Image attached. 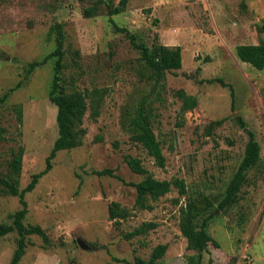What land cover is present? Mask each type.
I'll list each match as a JSON object with an SVG mask.
<instances>
[{
  "label": "rangeland",
  "instance_id": "rangeland-1",
  "mask_svg": "<svg viewBox=\"0 0 264 264\" xmlns=\"http://www.w3.org/2000/svg\"><path fill=\"white\" fill-rule=\"evenodd\" d=\"M120 0H109L111 7ZM79 0H0V175L7 172L12 149L23 147L19 188L45 167L58 135L56 106L49 100L53 61L29 70L62 40V77L67 88L106 90L100 113L83 118L82 145L58 151L52 168L25 194L26 224L39 225L49 243L27 236L19 264H128L136 256L148 260L153 248L167 244L156 264H264V68L238 59V44L258 43L263 35L264 0H128L109 15L107 5L86 18ZM126 27L148 46L154 35L168 46L179 45L182 67L165 73L155 89L138 77L139 51L114 25ZM231 84L230 89L218 81ZM197 98L181 112L177 90ZM144 96L152 100L153 130L165 156L163 168L129 139L123 108ZM21 119H18V108ZM222 124L208 133V125ZM241 122L245 125L242 126ZM248 131L260 145V160L247 173L236 202L218 207L226 186L243 158ZM125 155L139 157L157 179L181 178L187 194L176 187L152 209H136L135 188L143 176L133 173ZM112 169L121 179L96 175ZM194 198L200 218L210 216L213 242L198 255L187 248L179 228L180 207ZM176 199H179L176 202ZM117 201L131 210L118 227L108 217ZM20 208L18 197L0 190V223ZM142 222L156 227L144 235L124 234ZM17 233L0 240V264H8ZM83 239L90 250L77 243Z\"/></svg>",
  "mask_w": 264,
  "mask_h": 264
},
{
  "label": "trees",
  "instance_id": "trees-1",
  "mask_svg": "<svg viewBox=\"0 0 264 264\" xmlns=\"http://www.w3.org/2000/svg\"><path fill=\"white\" fill-rule=\"evenodd\" d=\"M90 2V5L83 7L82 15L86 18L94 17L98 14L101 5H107L108 14L113 15L122 11L128 0H120L118 6L111 7L109 0H79ZM114 25L117 32L123 33L130 41L133 48L139 51L138 57V77L150 83L152 88L162 84V80L166 72L175 71L182 67V54L179 45L168 46L158 41V36L154 35L151 46L143 42H137L136 36L126 27ZM257 31L263 35L258 43L238 44L235 47L236 56L242 62L248 63L256 69L264 68V22L257 26ZM62 40L57 41V45L53 51L45 55L41 60H35L30 63L29 70L44 64L52 59L53 72L49 86L48 98L56 106V124L58 135L53 142L52 148L45 160V167L39 172L32 175L30 181L23 188H19V177L22 167L23 147L12 149V157L7 165V172L0 175V190L6 195L18 197L20 208L9 213L10 222L0 223V240L3 236L16 232V248L14 249L8 264H19L22 256L25 254L27 246V236L38 235L45 243H49L46 231L39 225L26 224L24 219L28 212L25 194L32 191L39 179L52 168V160L58 151L70 150L82 145L83 138L86 134V128L83 126V118L89 110V116L93 119L100 113L102 100L106 90L102 87H93L90 89L79 90L76 88H67L62 77L63 51ZM208 81H218L222 86H228L230 89L231 102L234 101V90L231 84L225 83L220 78L209 79ZM176 95L182 101L181 112L193 109L197 105V98L187 94L183 89H179ZM5 94L0 101L5 100ZM152 100H148L144 96L134 106H126L123 108L124 128L129 133V139L141 146L148 156L153 158L154 163L163 168L165 166V156L162 152L161 142L153 130V108ZM18 119H21V108H18ZM224 119L212 121L208 125V133L214 126L222 124ZM242 126L245 124L241 122ZM248 141L245 145L244 155L240 161L237 170L231 177L226 186L225 194L218 207L220 209L236 202L241 187L247 180L248 171L255 167L260 160V145L255 139L254 133L248 131ZM124 161L129 169L136 174L143 176L138 182H130L129 184L135 188L136 197L134 207L136 209H152L149 201H156L160 197L169 193L172 187H176L179 195L187 194V187L181 178H172L170 180H160L143 164L142 160L137 156L125 155ZM92 173L102 176L109 175L121 179L114 174L112 169L104 168L101 170H93ZM179 199H176L178 202ZM131 210L122 206L117 201H110L108 204V217L115 227H118L122 220L129 218ZM200 209L194 198L188 199L183 206L180 207L179 228L181 234L187 240V248L194 250L198 255L206 251L210 242L214 243L212 236L208 231L210 216L200 218ZM156 227L154 222H142L132 231L124 234L129 239L134 236L144 235L149 230ZM167 249V244L156 245L148 260L136 256L133 262L128 264H156Z\"/></svg>",
  "mask_w": 264,
  "mask_h": 264
},
{
  "label": "water",
  "instance_id": "water-1",
  "mask_svg": "<svg viewBox=\"0 0 264 264\" xmlns=\"http://www.w3.org/2000/svg\"><path fill=\"white\" fill-rule=\"evenodd\" d=\"M77 243L79 244V246L83 249H86V250H90L91 247L81 238H77Z\"/></svg>",
  "mask_w": 264,
  "mask_h": 264
}]
</instances>
